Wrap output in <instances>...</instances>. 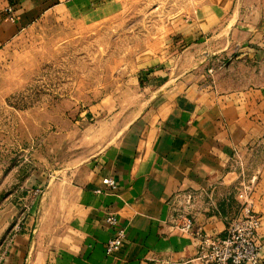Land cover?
Here are the masks:
<instances>
[{
	"label": "crops",
	"instance_id": "0c3cea01",
	"mask_svg": "<svg viewBox=\"0 0 264 264\" xmlns=\"http://www.w3.org/2000/svg\"><path fill=\"white\" fill-rule=\"evenodd\" d=\"M117 6L17 0L0 19V48L53 10L92 22L90 13L105 20ZM207 6L194 16L166 17L169 45L159 64L141 68L131 85L126 80L91 107V120L111 116L125 120L122 127L102 123L99 141L112 135L107 144L90 159L63 165L66 176L44 197L39 228L9 235L0 229V264H199L194 238L175 227V209L221 235L245 185L261 218L264 264V0ZM104 178L117 188L104 186ZM111 214L125 240L107 256Z\"/></svg>",
	"mask_w": 264,
	"mask_h": 264
},
{
	"label": "rangeland",
	"instance_id": "374dc122",
	"mask_svg": "<svg viewBox=\"0 0 264 264\" xmlns=\"http://www.w3.org/2000/svg\"><path fill=\"white\" fill-rule=\"evenodd\" d=\"M211 1L117 0L115 14L93 21L92 12V22L53 10L0 48V229L39 228L63 165L107 144L112 135L99 141L102 123L125 121L91 120V107L159 64L169 45L166 17L208 12ZM16 2L0 0V19ZM39 174L47 181L36 183Z\"/></svg>",
	"mask_w": 264,
	"mask_h": 264
},
{
	"label": "built area",
	"instance_id": "2783aa9c",
	"mask_svg": "<svg viewBox=\"0 0 264 264\" xmlns=\"http://www.w3.org/2000/svg\"><path fill=\"white\" fill-rule=\"evenodd\" d=\"M11 8L8 9L10 13ZM104 186L117 188L113 178H104ZM100 192V190H97ZM250 187L243 186L237 193L238 212L227 220L223 234L215 235L196 226L192 218L181 206L175 209L172 217L175 227L184 234L191 235L197 246L195 261L199 264H260L261 218L254 212L251 203ZM107 223L115 230L105 246L107 256L115 254L125 240V229L118 218L111 214Z\"/></svg>",
	"mask_w": 264,
	"mask_h": 264
}]
</instances>
